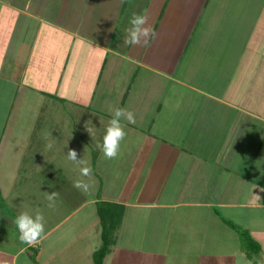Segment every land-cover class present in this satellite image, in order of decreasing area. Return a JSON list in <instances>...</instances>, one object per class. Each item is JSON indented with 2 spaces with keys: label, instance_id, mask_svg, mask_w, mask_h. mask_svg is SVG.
<instances>
[{
  "label": "crops",
  "instance_id": "1",
  "mask_svg": "<svg viewBox=\"0 0 264 264\" xmlns=\"http://www.w3.org/2000/svg\"><path fill=\"white\" fill-rule=\"evenodd\" d=\"M133 13L147 47L125 43ZM116 108L135 123L108 160ZM69 149L87 153L89 196ZM0 197V264H94L100 201L124 206L104 264H244L227 220L264 263V0H0ZM36 209L28 246L15 218Z\"/></svg>",
  "mask_w": 264,
  "mask_h": 264
},
{
  "label": "clouds",
  "instance_id": "2",
  "mask_svg": "<svg viewBox=\"0 0 264 264\" xmlns=\"http://www.w3.org/2000/svg\"><path fill=\"white\" fill-rule=\"evenodd\" d=\"M131 27L127 30V37L125 43L131 45H143L147 47L151 40H154L157 33L148 23V16L146 14H136L130 18ZM122 119H126L129 123H135L134 113L126 108H116L113 111L112 118L110 119L103 136L102 144L97 147L105 159H116L120 154L121 144L127 137L126 125L121 123ZM86 130L92 135V129L86 124ZM44 139L48 141L46 149L51 150L54 141L51 139L52 132L44 130L42 133ZM79 154L74 149H69L67 152V159L79 168L80 176L87 177L77 178L73 180V187L81 191L84 195L89 196L92 194V168L89 165L87 153L83 158H78ZM46 199L47 206L54 208L59 193L56 191L43 192ZM15 224L19 230L18 239L22 244L34 246L45 238V217L39 209L35 210V214L29 211L20 212L15 218Z\"/></svg>",
  "mask_w": 264,
  "mask_h": 264
},
{
  "label": "trees",
  "instance_id": "3",
  "mask_svg": "<svg viewBox=\"0 0 264 264\" xmlns=\"http://www.w3.org/2000/svg\"><path fill=\"white\" fill-rule=\"evenodd\" d=\"M0 197V204H1ZM101 224V244L93 253L94 264H104L106 256L110 253L112 246L117 240V231L122 223L124 215V206L122 204L111 201H100L97 206ZM228 224L239 232L243 250L246 256L255 261L260 256L262 246L259 241L251 234L250 230L241 227L231 220H227ZM38 251L33 250V257L37 260ZM37 264H41L39 261Z\"/></svg>",
  "mask_w": 264,
  "mask_h": 264
},
{
  "label": "rangeland",
  "instance_id": "4",
  "mask_svg": "<svg viewBox=\"0 0 264 264\" xmlns=\"http://www.w3.org/2000/svg\"><path fill=\"white\" fill-rule=\"evenodd\" d=\"M248 229V228H247ZM249 230V229H248ZM237 234H239L238 233V231H237ZM237 236V235H236ZM238 236H240V235H238ZM240 240H241V237H240ZM238 240H236V241H234L233 242V240H232V244H230V246H229V250H232V252H234L235 250L234 249H240L239 248V244H236V242H237ZM242 242V241H241ZM242 255H240L239 257H241ZM243 257V261H244V264H264L263 263V261H260V259L259 258H255V261L254 260H249L246 256H242ZM22 259V258H21ZM238 264H240V262L238 263Z\"/></svg>",
  "mask_w": 264,
  "mask_h": 264
}]
</instances>
